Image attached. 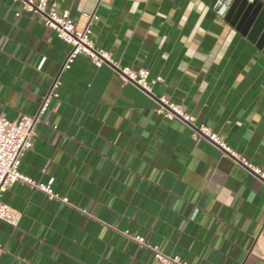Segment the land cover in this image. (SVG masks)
I'll return each mask as SVG.
<instances>
[{"label": "crops", "instance_id": "0c3cea01", "mask_svg": "<svg viewBox=\"0 0 264 264\" xmlns=\"http://www.w3.org/2000/svg\"><path fill=\"white\" fill-rule=\"evenodd\" d=\"M46 1L89 20L113 63L161 80L148 94L84 56L61 70L69 45L0 0V115L35 114L59 77L19 170L69 201L9 185L0 264H157L128 234L185 264H264V0H232L231 19L219 0ZM159 97L192 122L159 115ZM200 124L235 156L194 138Z\"/></svg>", "mask_w": 264, "mask_h": 264}, {"label": "built area", "instance_id": "2783aa9c", "mask_svg": "<svg viewBox=\"0 0 264 264\" xmlns=\"http://www.w3.org/2000/svg\"><path fill=\"white\" fill-rule=\"evenodd\" d=\"M13 1L20 3L21 10L34 12L39 15L43 25L52 29L59 39L69 45L70 48L61 65V70L68 69L77 56H84L95 66L110 65L118 71L124 81L134 83L148 94H152V85L161 80L160 77H150L146 68L132 69L130 66H118L113 63L108 53L97 47L90 38L89 20L84 27L79 28L67 11L57 13L52 7L47 9L46 0ZM15 14L18 16L20 11ZM59 85V77L56 76L52 79L48 90L41 97L35 114L21 113L14 120H9L0 115V220L10 225H16L18 218L10 205L1 199V194L9 185L16 181L26 183L31 188H38L44 191L49 199L69 203L66 196H61L52 190V179L46 184L36 183L19 170L23 153L32 148L36 135V123L47 109L50 99L58 96L57 89ZM155 110L159 115L168 119L181 118L188 122L193 120L192 117L184 113L180 104L169 102L163 97L158 98V106ZM192 135L196 139L206 137L214 145L235 156L232 149L224 143L218 134L204 124L193 126ZM239 160L246 164L244 158L240 157ZM254 171L264 180V172L258 169ZM128 236L139 246L150 250L157 264H185L179 256L162 252L157 245L149 244L141 235L128 234ZM1 251L2 247L0 245V253Z\"/></svg>", "mask_w": 264, "mask_h": 264}, {"label": "bare ground", "instance_id": "6f19581e", "mask_svg": "<svg viewBox=\"0 0 264 264\" xmlns=\"http://www.w3.org/2000/svg\"><path fill=\"white\" fill-rule=\"evenodd\" d=\"M231 1L232 0H219L217 5L218 11L221 14L225 15L228 19H231L233 13V11H229V12L227 11V7L231 3Z\"/></svg>", "mask_w": 264, "mask_h": 264}, {"label": "water", "instance_id": "95a60500", "mask_svg": "<svg viewBox=\"0 0 264 264\" xmlns=\"http://www.w3.org/2000/svg\"><path fill=\"white\" fill-rule=\"evenodd\" d=\"M263 36H264V33H263Z\"/></svg>", "mask_w": 264, "mask_h": 264}]
</instances>
